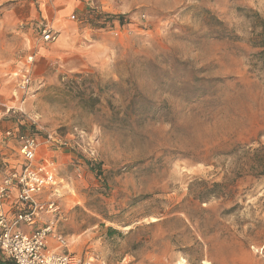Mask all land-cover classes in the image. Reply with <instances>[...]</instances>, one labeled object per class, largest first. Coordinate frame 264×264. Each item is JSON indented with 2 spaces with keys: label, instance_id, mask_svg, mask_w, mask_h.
<instances>
[{
  "label": "rangeland",
  "instance_id": "obj_1",
  "mask_svg": "<svg viewBox=\"0 0 264 264\" xmlns=\"http://www.w3.org/2000/svg\"><path fill=\"white\" fill-rule=\"evenodd\" d=\"M256 13L264 0H0V181L22 165L17 130L38 136L59 210L37 226L79 264H264Z\"/></svg>",
  "mask_w": 264,
  "mask_h": 264
},
{
  "label": "built area",
  "instance_id": "obj_2",
  "mask_svg": "<svg viewBox=\"0 0 264 264\" xmlns=\"http://www.w3.org/2000/svg\"><path fill=\"white\" fill-rule=\"evenodd\" d=\"M55 37L51 30L44 31L45 40ZM33 58H28L29 65L20 80V89L25 90L31 80ZM17 139L22 165L0 181V264H79V259L67 248L65 238L55 228L54 221L37 226L41 212L59 210L55 199L44 201L42 198L48 190H54V195L59 194L56 163L38 158L43 143L38 136L22 134ZM51 139L49 136L46 141ZM58 143L67 145L66 142ZM35 225V228L25 230V227ZM51 239L58 246L52 248ZM115 264L131 263L124 259ZM171 264L188 263L180 258Z\"/></svg>",
  "mask_w": 264,
  "mask_h": 264
},
{
  "label": "trees",
  "instance_id": "obj_3",
  "mask_svg": "<svg viewBox=\"0 0 264 264\" xmlns=\"http://www.w3.org/2000/svg\"><path fill=\"white\" fill-rule=\"evenodd\" d=\"M93 14V15H92ZM257 20L259 21V27L261 28L260 33L256 35V37L252 40V44L254 47L260 49L258 52V55L260 57V61L264 67V19L261 18L257 13H256ZM126 19V15L124 14H106V15H98L94 13H88L87 14V21L92 24L93 26H104L105 23L107 22H113V21H118L120 24H124ZM222 25V23H219ZM228 36H231L228 34ZM236 37V36H235ZM18 136L23 134V131L21 129L17 130L16 133ZM264 149V147L262 148ZM261 150L257 149L255 150L253 156H252V161L254 162V166L260 170L262 174H264V161L259 159V155ZM93 169V168H92ZM213 187L218 189L224 187V183L222 182H217L213 184ZM223 192V191H222Z\"/></svg>",
  "mask_w": 264,
  "mask_h": 264
},
{
  "label": "crops",
  "instance_id": "obj_4",
  "mask_svg": "<svg viewBox=\"0 0 264 264\" xmlns=\"http://www.w3.org/2000/svg\"><path fill=\"white\" fill-rule=\"evenodd\" d=\"M35 227H36V225H35V226H32V227H25V230L27 231V230L33 229V228H35ZM53 242H54L53 239H51V247H52V248H55L56 246H52V244L54 245Z\"/></svg>",
  "mask_w": 264,
  "mask_h": 264
}]
</instances>
